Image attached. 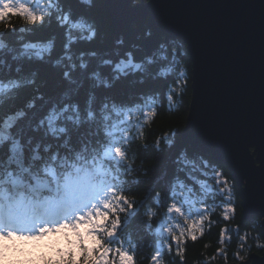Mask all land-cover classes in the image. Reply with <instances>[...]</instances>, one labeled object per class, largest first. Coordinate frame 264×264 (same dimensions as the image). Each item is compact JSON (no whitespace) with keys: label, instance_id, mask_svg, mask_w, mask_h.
<instances>
[{"label":"trees","instance_id":"obj_1","mask_svg":"<svg viewBox=\"0 0 264 264\" xmlns=\"http://www.w3.org/2000/svg\"><path fill=\"white\" fill-rule=\"evenodd\" d=\"M105 1L91 0V4H88L83 0H60V5L63 6L61 16L63 12L71 9L72 21L82 17L86 25H90L89 29L83 31L69 30L68 36L65 35L68 25L60 27L55 12L44 25L40 26L24 25L22 28L17 22L18 18H10L13 27L0 34V61L3 62L0 63V69L7 73L6 76L0 74V79L10 77L31 79L33 76L35 78V84L18 90V96L4 99V103L0 105V111L15 112L19 108H24L27 112V116L12 128L13 135L21 137L22 144H27L29 138H32L26 149L29 155L37 142L41 143L39 148L41 154H44V146L49 143L54 144L51 152H55L69 136L71 138L68 139V144L76 150L82 146L99 149L108 143L101 128L103 124L101 109L108 100L127 108L156 106L158 114L151 127L144 126L145 143L141 145L138 140L133 139L128 149L129 155L135 156V163L129 169L135 176L129 175V171L119 174L126 177L123 181L126 189L138 199H142L141 203L135 206L129 222L119 230L128 234L125 238L126 245L132 242L136 244V248L130 249L129 254L135 251L134 259L139 261V264H151L152 257L160 249L164 250V254L159 260H163L164 264H233L246 261L252 254L262 255L264 232L261 216L245 221L240 192L229 171L215 163L210 156L194 150L184 142L183 134L192 96V63L187 47L179 40H171L163 43L151 56H147L140 45L149 35V30L146 22H140L136 25L138 29L136 43L130 49H125V42L123 39H117L115 28L104 11ZM91 29H95V37L87 39ZM53 35L56 36L55 47L51 56L46 57L47 62L27 57L13 59L23 51L22 46L25 43L51 39ZM71 37H76L75 42H70ZM66 44H69V47L66 48ZM128 53H131L133 62L139 63L140 67L135 71L126 68V75L120 74L118 70L114 71L115 64L119 63L121 58L125 61L129 59ZM54 60L60 61L55 67L52 64ZM72 63L76 65L75 70L70 71L69 78L65 79V71ZM81 63H86L87 67L81 68ZM17 68L19 72L16 71ZM182 68L186 69L184 73L187 82L184 90L177 92L175 89L181 84ZM117 76L119 78H116ZM104 81L109 82L111 87H105ZM37 93H43V98H37ZM169 95L172 101L167 99ZM29 99L35 100V107H25ZM73 103L79 104L81 115L79 127L66 119L57 120V124L68 127V133L61 135L59 141L52 136L45 138L47 121L43 128L33 131V126L38 125L54 105H57L59 111L65 104ZM88 111L95 112L97 120L87 121ZM104 111L110 113L112 117L107 121L108 125L119 122L123 115L121 113V116H117L111 105ZM69 114L75 115L71 107L64 116L67 117ZM131 123L126 122L128 125ZM123 126L125 125H121ZM115 134L121 136L120 132ZM157 139L160 142L159 150L155 147ZM8 147L6 143L0 148V156L8 155ZM183 149H187L189 158L203 157L208 161V166L200 163L195 170L188 168L179 171L174 160ZM68 152V147L60 148L62 155ZM121 167L127 169L128 165L124 164ZM217 171L222 174V180L228 182L231 199H226V193H220V188L224 187V184H217ZM177 178L184 181L186 187H190L195 194L193 196V193H189V198L197 207L193 208L186 203L185 210L194 217L203 216L201 214L209 217L201 221L200 231L193 228L191 235L186 232L182 238L178 229H173L176 232L175 238L164 232V226L171 223L166 216L154 218L149 226L144 214L145 204L149 202L161 213L166 210L173 195L174 180ZM176 187L178 189L179 186ZM157 190L162 191V196L154 199ZM200 204L204 205V209L198 211ZM228 206L235 208L234 214L226 213ZM121 216L123 218V214ZM178 222L185 229L188 228L187 225H183L182 220ZM222 234L225 237L223 243ZM193 236L196 237L195 242L191 241Z\"/></svg>","mask_w":264,"mask_h":264},{"label":"clouds","instance_id":"obj_2","mask_svg":"<svg viewBox=\"0 0 264 264\" xmlns=\"http://www.w3.org/2000/svg\"><path fill=\"white\" fill-rule=\"evenodd\" d=\"M83 2L91 4V0ZM62 8L60 0H28L27 4L22 3V0H0V34L13 27L10 18H18L17 22L22 28L24 25L40 26L44 25L54 12L57 13L56 19L60 27L68 25L65 30L66 36L69 35V30L83 31L90 28L82 17L72 21L71 9L63 12L61 16ZM94 37L95 29H91L87 39ZM75 39L76 37H71L70 42H75ZM55 42V35L47 40L29 41L22 46L23 51L13 59L27 57L47 62L46 57L51 56ZM65 47H69V44ZM127 55L129 59L125 61L121 58L120 62L115 64L114 71L118 70L120 74L126 75V68L135 71L140 67L139 63L133 62L131 53ZM59 63L60 61H52L53 67ZM75 67L76 65L72 63L65 71V79L69 78L70 71L75 70ZM86 67V63H81V68ZM16 71L19 72V68ZM181 71L185 72L186 69L182 68ZM0 74L7 75L3 69H0ZM30 84H35L34 76L31 79L16 77L0 79V105L4 103V99L18 96V90ZM104 84L105 87H111L107 81H104ZM37 98H43V93H37ZM167 99L172 101L171 95ZM109 105L117 116L123 114L121 120L114 122L113 125L107 124L112 117L110 113L104 111ZM25 107H35V100L29 99ZM70 107L75 115L69 114L65 117L64 113L68 112ZM101 113L103 116L101 128L108 140L101 148L89 149L88 146H82L76 150L69 146L68 139L71 138L69 136L55 152H51L54 144L49 143L44 146V154H41L39 151L41 143L37 142L29 155L26 149L32 138H29L27 144H22L21 137L13 135L11 131L27 116V112L24 108H19L15 112L0 111V148L6 143L9 145L8 155L0 156V264H139V261L134 259L136 252L132 251L129 254L130 249L136 248L135 242L126 245L125 238L128 234L119 230L129 222L135 206L141 203L142 199H138L126 189L123 183L126 177L119 174L129 171L135 163V156H130L128 149L133 139L138 140L141 145L145 143L144 126L151 127L158 114V108L152 105L127 108L108 100L103 105ZM62 119L79 127L81 124L79 104H65L59 111L57 105H54L39 124L33 126V131L43 128L47 121L45 138L52 136L59 141L61 135L68 133L67 125L56 123ZM86 119L97 120L95 112L88 111ZM128 121L132 123L126 124ZM116 132H120L121 136H116ZM65 147L69 148V152L62 155L60 148ZM155 147L159 150V139L155 141ZM174 163L179 171L188 168L195 170L200 163L208 166V161L201 156L189 158L187 149L180 151ZM124 164L128 165L127 169L121 167ZM129 175L134 177L135 173L129 171ZM216 175L217 184H224V187L220 188V193H226V199H231L228 182L222 180L219 171ZM176 185L179 186L178 189ZM189 193H193V190L177 178L174 180L173 195L163 213L158 211L157 207H153L151 202L146 203L144 214L149 226L154 218L163 215L171 221L164 226V232L174 238L176 237L174 228L180 231L181 238L186 232L190 234L193 228L200 231L201 221L206 220L208 216L194 217L185 210L186 203L193 208L197 207L189 198ZM161 196L162 191L157 190L154 199ZM203 209L204 205L200 204L198 211ZM228 209L235 212L232 206H228L226 210ZM9 218L15 222L9 223ZM179 220L188 228L185 229ZM224 238L222 234L221 243ZM158 255L159 253H155L151 264H164L163 260L156 259ZM181 258L183 259L182 254Z\"/></svg>","mask_w":264,"mask_h":264},{"label":"water","instance_id":"obj_3","mask_svg":"<svg viewBox=\"0 0 264 264\" xmlns=\"http://www.w3.org/2000/svg\"><path fill=\"white\" fill-rule=\"evenodd\" d=\"M104 11L125 49L140 22L147 56L171 40L187 47L184 142L229 171L244 220L261 216L264 232V0H106ZM233 264H264V252Z\"/></svg>","mask_w":264,"mask_h":264},{"label":"snow or ice","instance_id":"obj_4","mask_svg":"<svg viewBox=\"0 0 264 264\" xmlns=\"http://www.w3.org/2000/svg\"><path fill=\"white\" fill-rule=\"evenodd\" d=\"M180 77H181V79H180L181 84H180L178 90H179V91H183V90H184V85H185L186 82H187L186 79H185L186 74H185L183 71H181V73H180ZM226 211H227L230 215H231V214H234V213L231 211V209H228V210H226ZM201 215H204V214H201ZM207 219H209V217H208ZM207 219H206V220H207ZM8 222H9V223H14L15 221L12 220L11 218H9V219H8ZM189 235H191V233H190ZM191 241L195 242V241H196V237L193 236ZM181 246L183 247V245H181ZM157 253H159V255L156 257V259L159 260V259L163 256V254H164V250H163V249H160V250L157 251Z\"/></svg>","mask_w":264,"mask_h":264},{"label":"rangeland","instance_id":"obj_5","mask_svg":"<svg viewBox=\"0 0 264 264\" xmlns=\"http://www.w3.org/2000/svg\"><path fill=\"white\" fill-rule=\"evenodd\" d=\"M22 3L27 4L28 0H22ZM95 215V212L93 213ZM81 223H83L84 221H80ZM73 226H74V222H73ZM47 239V237H45ZM53 239H55V237H53ZM63 245H61L62 247Z\"/></svg>","mask_w":264,"mask_h":264}]
</instances>
